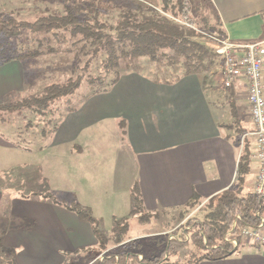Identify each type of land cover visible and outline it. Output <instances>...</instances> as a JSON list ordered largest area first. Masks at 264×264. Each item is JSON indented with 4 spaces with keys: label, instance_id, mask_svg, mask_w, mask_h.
<instances>
[{
    "label": "crops",
    "instance_id": "obj_1",
    "mask_svg": "<svg viewBox=\"0 0 264 264\" xmlns=\"http://www.w3.org/2000/svg\"><path fill=\"white\" fill-rule=\"evenodd\" d=\"M211 2L227 40H263L264 0ZM30 66H0V104L25 93ZM208 76L165 85L123 75L109 92L68 113L38 149L18 147L0 133V180L10 185L0 193V264H97L90 225L64 207L72 202L89 208L109 234L114 219L130 213L134 183L147 213L180 209L193 194L204 202L230 188L240 152L225 127L228 104L238 112L247 107V82L239 78L227 90ZM245 122L248 133V113ZM256 171L255 165L251 190ZM238 249L197 264H264L260 247L240 242Z\"/></svg>",
    "mask_w": 264,
    "mask_h": 264
},
{
    "label": "trees",
    "instance_id": "obj_2",
    "mask_svg": "<svg viewBox=\"0 0 264 264\" xmlns=\"http://www.w3.org/2000/svg\"><path fill=\"white\" fill-rule=\"evenodd\" d=\"M67 1L63 0L60 11H40L32 21H17L0 14V66L12 61L33 65L38 58H44L45 63L49 57L56 56L57 63L52 71L62 74V77L56 76V80L45 84L38 94L0 104V122L5 114L27 111L38 116L40 121H46L44 127L49 125L39 133L41 139H46L56 131L64 117L77 110L84 101L109 92L122 72L141 74L144 64L152 65V78H148L155 83L171 85L186 76H206L221 62L211 48L196 40L200 35L195 29L181 25L183 20H189L190 23L185 21L186 25L194 24L200 31L225 38L211 0ZM111 9L117 13L115 20L108 23L103 14ZM189 13L194 19H186ZM23 31H28L31 36L21 41L19 38ZM83 85L90 88L89 94L77 107L62 114L59 103L74 96ZM229 104L232 123L225 127L241 138L247 129L242 126L235 103L231 101ZM251 154L250 142L244 137L233 184L208 200L201 220L188 221L187 225L191 227L188 241L198 253L187 264L230 257L237 251L231 240L240 243L242 228L258 224L264 198L248 188ZM130 196L131 217L151 216L143 207L138 183L131 187ZM45 198L59 204L49 195ZM198 205L200 201L193 194L182 208L192 209ZM64 207L90 225L99 248L105 247L108 240L114 244L124 241L128 232L126 219H114L106 237L89 208L77 202ZM186 244L187 240L171 239L164 243L157 255L150 259L142 258L139 262L172 264L167 262L168 258ZM137 258L134 254H120L116 258L105 257L100 264H130Z\"/></svg>",
    "mask_w": 264,
    "mask_h": 264
},
{
    "label": "rangeland",
    "instance_id": "obj_3",
    "mask_svg": "<svg viewBox=\"0 0 264 264\" xmlns=\"http://www.w3.org/2000/svg\"><path fill=\"white\" fill-rule=\"evenodd\" d=\"M83 1L85 3V0ZM67 2L72 3L71 0H68ZM63 3V0H0V14L12 17L17 21H32L40 11H60L62 9ZM188 3H190V1ZM116 13L117 10L115 9L108 10L103 14V19L107 20L108 23H112V21L115 20ZM187 18L194 19L191 13L187 15L186 19ZM185 21L189 22V20H183L181 25H184L187 28L189 27L191 29H195L197 34L200 35L196 40L212 49V45L208 41L207 36H219L215 33H210L205 30L200 31L194 24H190L188 26V24H185ZM30 36L31 34H29L28 31H23L19 39L24 41ZM56 58V56L49 57L48 60H45V63H43L44 58H38L37 63L33 64V66H30L27 70V89L25 93H23L21 98L12 100L11 102H15L29 95L40 93L45 84H48L53 80H56L58 76H61L62 74H59L56 71L53 73L52 71L53 65L57 63L55 60ZM143 69L144 71L138 75H142L146 78H152V65L144 64ZM130 73L122 72L121 76ZM211 74L212 76H208L210 81H219V83L222 85L221 62L214 66L213 72H211ZM89 92L90 88H88L87 85H83L74 96L65 98L59 103L60 112L63 114L67 112L68 109L77 107L81 99L88 95ZM229 105L230 104H228V108ZM238 113L242 120V126L246 128L247 125L245 120H247V107L239 108ZM231 123L232 117L230 123L227 125H230ZM44 124H46V121H40L38 116H35L34 114H31L27 111H23L22 113L13 112L3 116V121L0 122V133L6 139V141L11 144H15L18 147L38 149L47 141V138L41 139L39 137L40 129L46 130V128H49V125L44 127ZM228 136L231 138V140H233V142H235L236 152L239 153L242 147V137H237L232 129L229 131ZM249 142L250 146L252 147V140L249 139ZM254 168L255 165L253 162H251V171L247 181L248 185L251 181ZM0 181L1 193L3 190H5V187L10 185H8L6 182H3L2 180ZM2 196V199H4L5 196ZM56 198L58 200H63V197ZM207 203L208 200L204 202L200 201V205L192 209L180 208L176 210L157 211L155 213H149L151 214L149 217L143 214L142 218H139L138 215L131 217L129 213L127 217L118 219H126L128 223V232L124 237V241L120 244H114L112 241L108 240L105 247H97L95 249L97 264H100L105 257L114 256L116 258V255L120 254H134L138 256V258L132 261L130 264H140V259H150L152 256L157 255L163 248L166 241L176 238L187 240V244L177 254L169 257L167 262L172 264H187L191 257L198 253V250L190 243V241H188L191 227L188 226L187 223L193 219L201 220L202 216L204 215ZM99 228L106 237L109 236L110 233L108 234L105 231L106 225L104 221L103 224L101 221ZM239 250L240 249L235 251L234 254H237Z\"/></svg>",
    "mask_w": 264,
    "mask_h": 264
},
{
    "label": "built area",
    "instance_id": "obj_4",
    "mask_svg": "<svg viewBox=\"0 0 264 264\" xmlns=\"http://www.w3.org/2000/svg\"><path fill=\"white\" fill-rule=\"evenodd\" d=\"M212 50L222 64V86L231 88L239 78L247 82V113L252 129L242 137L252 140L251 162L256 165L252 191L264 198V39L248 45H239L226 38L207 36ZM240 242H247L264 250V209L254 227L240 231ZM233 247L239 242L231 240Z\"/></svg>",
    "mask_w": 264,
    "mask_h": 264
}]
</instances>
